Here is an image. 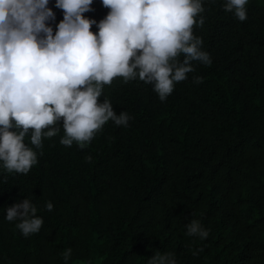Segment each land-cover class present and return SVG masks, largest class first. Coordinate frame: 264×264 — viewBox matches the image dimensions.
Returning a JSON list of instances; mask_svg holds the SVG:
<instances>
[{
  "label": "trees",
  "instance_id": "1",
  "mask_svg": "<svg viewBox=\"0 0 264 264\" xmlns=\"http://www.w3.org/2000/svg\"><path fill=\"white\" fill-rule=\"evenodd\" d=\"M225 3L202 0L193 35L211 63L193 61L164 101L138 77H117L98 103L127 113V126L110 120L81 149L59 143L61 119L41 149L25 136L37 153L27 174L0 161V264H148L157 252L176 264H264V0H248L243 22ZM47 7L55 34L63 11ZM90 7L83 16L97 23L109 11ZM25 198L43 220L27 237L6 220ZM193 220L205 239L186 235Z\"/></svg>",
  "mask_w": 264,
  "mask_h": 264
},
{
  "label": "clouds",
  "instance_id": "2",
  "mask_svg": "<svg viewBox=\"0 0 264 264\" xmlns=\"http://www.w3.org/2000/svg\"><path fill=\"white\" fill-rule=\"evenodd\" d=\"M48 2L0 0V161L7 173L27 174L37 163V153L24 143L30 130L31 145L41 149L42 136H56L62 119L59 143L76 142L83 149L106 122L127 126V113L117 116L108 99L98 103L103 87L115 78L127 83L138 77L164 101L174 83L194 71L193 61L211 63L201 51L202 40L193 35V27L204 24L203 17L196 19L205 11L202 0H101L109 11L99 23L83 16L92 11L93 0H55L63 11L55 34L46 23L55 19ZM247 3L226 0L223 9L243 22ZM46 208L51 211L52 203ZM36 212L25 198L7 208L6 220H19L16 227L27 237L42 227ZM208 234L198 220L187 225L189 237L203 240ZM71 255L66 249L64 260ZM148 264L176 261L171 252H157Z\"/></svg>",
  "mask_w": 264,
  "mask_h": 264
}]
</instances>
